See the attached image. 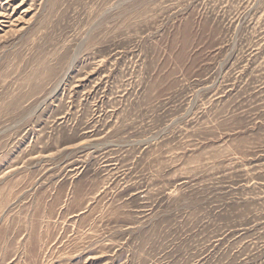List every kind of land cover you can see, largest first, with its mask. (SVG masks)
<instances>
[{"label": "rangeland", "instance_id": "374dc122", "mask_svg": "<svg viewBox=\"0 0 264 264\" xmlns=\"http://www.w3.org/2000/svg\"><path fill=\"white\" fill-rule=\"evenodd\" d=\"M0 264H264V0H0Z\"/></svg>", "mask_w": 264, "mask_h": 264}]
</instances>
